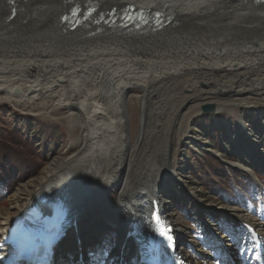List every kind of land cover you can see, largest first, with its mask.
<instances>
[{"label":"bare ground","instance_id":"6f19581e","mask_svg":"<svg viewBox=\"0 0 264 264\" xmlns=\"http://www.w3.org/2000/svg\"><path fill=\"white\" fill-rule=\"evenodd\" d=\"M217 84L223 96L234 92V97L246 87L250 92L264 88V0H0V95L18 103L51 101L41 104L44 115L78 123L84 133L79 151L56 160L45 177L28 185L29 193L10 198V208L0 212V234L34 212L46 220L64 212L67 235L79 237L73 239L78 251H93L98 240L80 235L79 217L112 190L127 212L137 214H125L112 256L103 264H264V211L222 209L221 225L193 208L204 237L183 248L176 246L177 227L164 218L158 179L164 170L133 180L127 173L130 153L139 150L143 136L131 147L129 89L148 92L174 85L181 99L177 112L182 113L191 110L193 95L200 98ZM256 95L253 99L264 102L263 90ZM232 96L224 100L233 104L230 108L249 102ZM165 152L168 157L167 147ZM150 175L156 188H141ZM139 220L145 221L140 228L135 225ZM144 225L149 233L133 242ZM152 246L159 249L153 262L144 255ZM185 249L196 259L185 257ZM75 252L59 243L55 262L62 257L67 264H84L87 251L80 259L73 257ZM6 256L7 251L0 260Z\"/></svg>","mask_w":264,"mask_h":264},{"label":"rangeland","instance_id":"374dc122","mask_svg":"<svg viewBox=\"0 0 264 264\" xmlns=\"http://www.w3.org/2000/svg\"><path fill=\"white\" fill-rule=\"evenodd\" d=\"M204 86L206 85L204 84ZM222 89V85L217 84L214 89L213 86H210L209 91L200 98L193 95L194 97L192 96L191 100H194V102L187 106L191 110L182 113L177 112L181 99H179V89L174 85H159L151 88L148 92L139 88H132L125 95L131 147L139 142L140 133L144 136V138L142 136L141 142L137 146L139 150L130 153L131 165L127 173L131 176L130 179L133 180L135 175L140 179L147 176L149 171L164 170V174L158 178H162L159 193L161 203L166 208L164 218L166 222H170L177 227L176 246L183 248L187 247L189 243L196 245L204 237L199 229V224L191 214L193 208L200 209L202 214L210 215V220L221 225H224L222 222L224 218L219 217L222 209L235 207L239 210L249 208L255 213L264 211V102L253 99H257L256 94H261L264 88L262 90L260 88L259 90L253 89V92H250L246 87L243 91L248 90V95L245 94L246 92L239 91L240 95L235 97L234 92L229 93L228 95L233 94L234 100L244 101L249 99V102L237 103L234 108L231 107L232 109L230 108V105H233L232 103L227 104L226 101L224 102L225 99L231 98H226L228 95L223 96L221 94ZM202 90L200 87L190 88V91L195 92ZM3 97V95H0V106L6 108L11 117L17 115L19 118L27 117L30 119L29 126H31V129L28 138L34 144H38L40 141L35 134L36 131H34L36 124L42 125L45 130L50 128L49 126H55L59 131L56 130L54 134L55 138L53 139L57 140L56 142L47 146L44 145L43 141L39 143L38 150L40 149V152L44 154L46 164L37 176L21 180L16 178V174L10 173L6 176L2 172L0 173V212H5L10 208V198L16 193L22 196L24 193H29L31 189L28 185L38 183L53 167V164L79 151L82 147L84 134L78 123H68L60 115H44L46 110L42 111L40 109L41 104L47 102L50 104L51 101L38 99L18 103L13 102V100H5ZM209 103L214 104L216 107L224 104L226 107L220 111H215L214 114L200 113L199 107ZM197 117H204V124L196 121ZM198 124L203 128L200 127L201 129H199ZM142 126L143 130L141 132ZM20 130L24 131L22 127H20ZM60 133L65 135L62 139H59ZM166 147L169 150L168 157L167 152H165ZM191 156L201 158L202 162L206 160L207 156L217 159L224 166L229 177L232 175L231 178L233 179L234 176L241 179L238 184L240 188H236L237 191L232 192L229 197L220 198L212 194L208 187H200L191 179L190 170L193 172V165L188 162ZM196 160L198 159L193 161ZM198 163H200L199 160ZM259 166L261 169H258ZM168 168H171V175L167 174ZM126 170L127 167L122 175H125ZM200 170L203 172L202 167ZM248 179L254 183H249ZM222 180L218 181V188ZM155 181V177L150 175L146 182H140V186L143 188L145 184L148 188L151 186L156 188ZM11 182L13 183L11 184ZM133 182L136 183L135 180ZM181 187H187V191L180 190ZM194 199L198 203H195ZM118 200V194L115 191L106 190L81 213V217H79L80 231H78L80 235L85 236L86 239H96L98 243L102 241L103 244H95L93 251L83 248L80 253L75 252L73 257L77 256L76 258H79L82 252L87 251L86 260L83 261L84 264H103L112 256L111 246L118 239L120 227L125 224V214H137V211L127 212L125 205L120 204ZM138 205H141V203L139 202ZM143 223L145 224L144 220H139L135 225L140 228ZM144 232L149 233L145 225L141 232H137L133 237V242ZM69 237L64 238L62 249L77 250V246L73 241L74 237L72 240ZM75 237H78V235ZM184 256H191L192 260L196 259L195 254L189 249L184 250ZM179 257L182 258L181 255ZM182 259L186 261L185 258ZM66 261V258L58 257L56 264H67ZM187 262L189 263V261Z\"/></svg>","mask_w":264,"mask_h":264},{"label":"trees","instance_id":"16d2710c","mask_svg":"<svg viewBox=\"0 0 264 264\" xmlns=\"http://www.w3.org/2000/svg\"><path fill=\"white\" fill-rule=\"evenodd\" d=\"M6 108L0 106V173L3 175H9L10 173L16 174V178L21 180L27 179L29 177L37 176L46 164L44 154L38 150L40 141H43L44 145L56 142L55 138L56 130L55 126H49L47 130L40 124H36L34 131L38 139H40L38 144H34L29 137V132L31 129L30 119L27 117L19 118L17 115H10ZM204 117L196 118V121L203 122ZM204 124V122H203ZM20 127L24 131L20 130ZM199 129H201L198 124ZM203 128V127H202ZM65 135L60 133V138L62 139ZM194 159H198L195 162ZM201 158L196 156H191L188 162L193 165V172H191L192 180H194L200 187H208L212 194L216 197L230 196L236 188L239 187V182H241L237 176L234 179L227 175L224 166L219 163L215 158L206 157V160L202 162ZM198 163V164H197ZM201 164V165H200ZM200 165V166H198ZM202 167L203 172L200 170ZM220 182V187L218 188V181ZM236 182H235V181ZM252 183V180L248 179ZM13 182H11L12 184ZM193 183V182H192ZM229 191V192H228Z\"/></svg>","mask_w":264,"mask_h":264},{"label":"water","instance_id":"95a60500","mask_svg":"<svg viewBox=\"0 0 264 264\" xmlns=\"http://www.w3.org/2000/svg\"><path fill=\"white\" fill-rule=\"evenodd\" d=\"M199 110H200V113H202V114H207V113L214 114L216 111L215 105L212 103H209V104L204 105V106H200Z\"/></svg>","mask_w":264,"mask_h":264},{"label":"snow or ice","instance_id":"6c2138e0","mask_svg":"<svg viewBox=\"0 0 264 264\" xmlns=\"http://www.w3.org/2000/svg\"><path fill=\"white\" fill-rule=\"evenodd\" d=\"M153 219H155V217H153ZM159 235H160L162 238L170 239V237L167 236V233H166L165 231H160V232H159Z\"/></svg>","mask_w":264,"mask_h":264}]
</instances>
